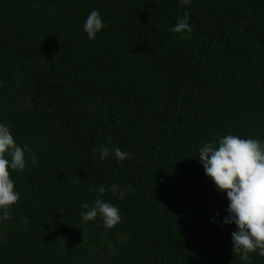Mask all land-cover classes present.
<instances>
[{
    "label": "trees",
    "instance_id": "16d2710c",
    "mask_svg": "<svg viewBox=\"0 0 264 264\" xmlns=\"http://www.w3.org/2000/svg\"><path fill=\"white\" fill-rule=\"evenodd\" d=\"M0 122L36 154L9 170L0 264H243L196 157L228 133L264 140V0H0ZM97 196L119 209L109 229L78 215Z\"/></svg>",
    "mask_w": 264,
    "mask_h": 264
},
{
    "label": "clouds",
    "instance_id": "9594fccd",
    "mask_svg": "<svg viewBox=\"0 0 264 264\" xmlns=\"http://www.w3.org/2000/svg\"><path fill=\"white\" fill-rule=\"evenodd\" d=\"M191 0H179L187 5ZM189 13L187 9L182 16H177L173 32L189 31ZM106 24L99 10L92 9L87 14L82 25L89 39H94ZM93 151L98 152L103 161L109 150L105 145H99ZM29 153L28 159L33 166L36 164V154L27 145L21 146L14 141L10 125L0 122V223L10 218V206L14 204L19 193L14 190V181L10 178L9 170L25 168L24 154ZM117 161L123 160L130 154L119 147H112ZM203 166V171L216 188L226 193L228 200L221 222L234 223L236 230L230 234L232 250L239 254L243 264H251L249 253L256 252L264 256V140L241 137L232 133L219 136L212 141H205L198 148L196 157ZM89 192L94 191L89 186ZM99 194L105 192L103 185L95 186ZM112 195L123 198L124 190L117 184L110 186ZM79 217L81 222H87L99 217L105 229L113 227L120 221L119 209L106 200L97 196L92 204L82 202ZM214 220V217L212 218Z\"/></svg>",
    "mask_w": 264,
    "mask_h": 264
}]
</instances>
